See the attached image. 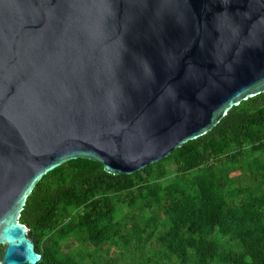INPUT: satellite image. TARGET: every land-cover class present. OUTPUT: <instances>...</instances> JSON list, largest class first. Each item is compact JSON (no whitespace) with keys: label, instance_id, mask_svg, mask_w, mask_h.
I'll use <instances>...</instances> for the list:
<instances>
[{"label":"water","instance_id":"1","mask_svg":"<svg viewBox=\"0 0 264 264\" xmlns=\"http://www.w3.org/2000/svg\"><path fill=\"white\" fill-rule=\"evenodd\" d=\"M263 92L264 0H0V264L40 260L47 172L132 174Z\"/></svg>","mask_w":264,"mask_h":264},{"label":"trees","instance_id":"2","mask_svg":"<svg viewBox=\"0 0 264 264\" xmlns=\"http://www.w3.org/2000/svg\"><path fill=\"white\" fill-rule=\"evenodd\" d=\"M19 220L36 264H264V92L132 174L63 163L37 182Z\"/></svg>","mask_w":264,"mask_h":264},{"label":"rangeland","instance_id":"3","mask_svg":"<svg viewBox=\"0 0 264 264\" xmlns=\"http://www.w3.org/2000/svg\"><path fill=\"white\" fill-rule=\"evenodd\" d=\"M164 165H165V167H166V169H167V173L169 174V176H172L173 171H174V168H175V165L172 164V163H170L169 161H166V162L164 163ZM117 251H118V250H117ZM117 251H116V252H117ZM112 252L114 253L115 250H113Z\"/></svg>","mask_w":264,"mask_h":264}]
</instances>
